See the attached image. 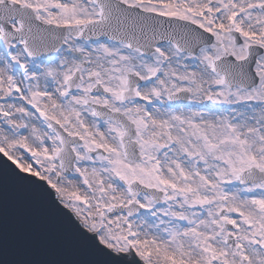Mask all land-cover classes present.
<instances>
[{"label":"snow or ice","instance_id":"1","mask_svg":"<svg viewBox=\"0 0 264 264\" xmlns=\"http://www.w3.org/2000/svg\"><path fill=\"white\" fill-rule=\"evenodd\" d=\"M0 153L115 258L264 264V0H0Z\"/></svg>","mask_w":264,"mask_h":264},{"label":"water","instance_id":"2","mask_svg":"<svg viewBox=\"0 0 264 264\" xmlns=\"http://www.w3.org/2000/svg\"><path fill=\"white\" fill-rule=\"evenodd\" d=\"M0 264H130L81 229L52 191L0 154Z\"/></svg>","mask_w":264,"mask_h":264},{"label":"rangeland","instance_id":"3","mask_svg":"<svg viewBox=\"0 0 264 264\" xmlns=\"http://www.w3.org/2000/svg\"><path fill=\"white\" fill-rule=\"evenodd\" d=\"M26 159H28L29 160V162H31V160H30V157H28L27 155H26ZM35 166V165H34Z\"/></svg>","mask_w":264,"mask_h":264}]
</instances>
